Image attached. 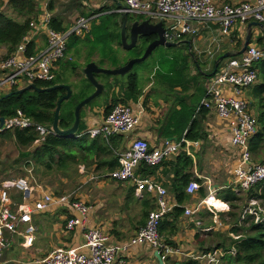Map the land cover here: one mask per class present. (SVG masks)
<instances>
[{"label":"built area","instance_id":"1","mask_svg":"<svg viewBox=\"0 0 264 264\" xmlns=\"http://www.w3.org/2000/svg\"><path fill=\"white\" fill-rule=\"evenodd\" d=\"M53 1L45 0L42 3V13L31 23L30 30L22 42L11 56L6 58L3 56L0 59V91L7 88L11 90L15 87L22 89L35 83L54 82L57 78L59 64L66 58L70 38H84L90 33L97 15L78 16L70 28L63 31L55 30L49 12V5ZM117 3L125 7H119L117 10L119 14L144 15L151 20L163 21L164 37L169 43H180L186 35L199 34L198 25L206 23L218 25L220 33L224 36H229L239 24L257 23L264 31V0L234 3L222 0H117ZM39 35L46 37V47L29 54L30 45ZM262 62H264V49L254 43H251L242 55L230 58L210 84L197 110V114L203 109L213 111L228 124L231 143L240 151L238 162L233 169V182L229 186L238 195L242 192H249L260 184L264 185V163L253 162L249 148L250 140L258 131V123L250 109L249 100L246 98L248 90L259 81L260 71L257 65ZM140 120V113H135L128 105L118 104L104 116L100 125L89 128L83 134H87L91 139L103 138L109 141L115 136L132 134L139 126ZM28 129L37 134L35 145L44 142L52 134L56 135L52 128L35 123L21 110H18L15 116L4 119L3 123L0 122V134ZM200 145V140L192 141L183 136L177 140H164L161 146L154 148L144 138L135 137L124 151L118 153L119 168L109 172L108 178L118 183H131L139 199L147 193L153 195L156 201V207L149 213L146 224L133 238L119 248L122 252H128L136 246L149 245L154 253L159 252L165 264H168L169 259L180 252L164 242L160 233L162 221L174 209L168 200L167 189L152 179L142 178L136 171L143 164L150 168L160 167L165 160L181 152L196 162V152ZM206 181L209 189L208 197H214L215 190L211 189L209 179ZM199 189L198 182L192 180L186 191L188 195H194ZM11 190H18L25 202L22 204L12 202L10 200ZM36 191L41 193V197L37 200L34 199ZM255 203L257 200H250L241 220L246 222L245 219L248 216L255 218L256 223L261 221L258 213L254 212ZM58 206L65 207L72 216L66 223V232L79 229L82 233L83 244L81 248H58L42 264H139L138 262H118V249L107 245L109 238L103 229L89 225L92 208L88 203L77 198L76 192L65 195L44 193L25 178L7 180L2 184L0 262L8 247L6 233L11 236L21 235L24 238V246H32L37 231L33 225L34 216ZM203 206L213 214L217 221L218 211L207 203V199L201 201L195 210L187 208L185 214L187 216L196 214ZM227 210L229 211V206ZM200 224L199 222L198 225ZM211 230L208 228L205 232ZM224 255L222 250H214L192 256L191 259L200 264H221Z\"/></svg>","mask_w":264,"mask_h":264},{"label":"crops","instance_id":"2","mask_svg":"<svg viewBox=\"0 0 264 264\" xmlns=\"http://www.w3.org/2000/svg\"><path fill=\"white\" fill-rule=\"evenodd\" d=\"M74 2L75 0H54L49 5V12L52 16V20L56 21V25L61 27V30L70 28L74 24V21L78 16H87L96 12H100L104 8L114 9V12L118 13L117 10L119 9L117 0H88L89 11L85 13L83 12V10L75 7ZM97 16H99V14H97ZM250 24L251 23L247 25H237L229 36L223 35L220 43L216 42V39L214 37L215 35H213L214 31H217L218 33L220 32L218 25L214 23L200 24L198 25L200 33L194 35L189 34L186 35L187 37L184 36L181 42L178 43V46L187 47L189 49L191 59H193V62L197 66L199 72L204 76L205 71L204 69H202V64L208 65V57H210L211 55H216L218 53H222L221 57L228 53L232 54L231 58L238 56L239 50L242 49H240L239 44L241 43V41L246 39L249 32H251L252 40H254V38L259 35L260 29L262 30V32H264L262 27H260L259 25H254L253 27L249 28ZM259 40L260 38L254 44L264 49V44L259 43ZM33 44L34 50L45 48L46 37L44 35L37 36L34 39ZM228 48L230 49L227 50ZM127 51L129 50H126L124 48L122 49L123 55L120 54L121 59H124V57H126ZM4 55H6V49L3 48L1 50V56ZM79 57L82 58L85 62L83 70L87 66L86 62L88 60L91 59L93 60L92 62L96 64L98 62L94 60V58H91L89 56V51L85 48L79 47V52H76V56L74 57V59H76L74 62H76ZM229 59L230 58L222 60L219 63L218 68L221 66L222 62H227ZM80 63H82V61ZM61 65L62 62L59 64V68L57 71V74L59 75ZM215 67L216 64L213 70H215ZM101 68L116 69L108 63ZM187 71L192 72L188 69V66ZM260 81L261 78L259 79L257 84H259ZM115 82L119 85L115 86L112 89V94L116 95L117 97L119 93L122 94V88L125 87L120 84L119 81L117 82L113 80L108 81L106 84H112ZM66 85H69L72 89V86L70 84L67 83ZM151 88V84L147 85L144 89H141L139 87V90L141 91V96L139 97V99L136 102H128V106H130L135 113H140L141 120L139 126L135 130V134H133L132 136H124L122 140H120V143L118 144L119 153L127 148L135 137L144 138L154 148L161 146L164 140L170 139L166 138L164 133L169 131L168 125L171 121L172 115L175 112L179 111L181 106L186 103H183V101L178 98L175 101L174 110L172 107L171 111H169L172 104H168L166 102H163L162 100L155 102L154 99L150 96ZM191 89L192 87L190 86V83H187V98L194 96L193 89L192 91ZM178 90L180 91V88H178ZM249 91L246 93V98L249 100L251 111L255 116H257L258 110L255 108L254 102L253 106L255 108V111L251 108L252 102L248 95ZM1 92L0 97L8 94L10 90L8 89V91L5 92H3L2 90ZM250 97L252 98L251 95ZM202 100L196 106L191 105L190 101L187 102V106L193 107L195 109V115L191 119L189 125L193 120H199L201 122V129L207 135L204 140H200L201 145L196 152V162L188 157L193 162V167H191V170L188 173L192 175L193 180H200L197 181L200 185L199 191L194 195H189V199H186V201L182 205H179L175 195L177 178L175 177V170H173V165L169 164L176 160V156L165 160L163 164L159 168H157L155 173L149 177V179L160 183L167 189L168 200L170 204L174 206V208L181 207L184 210V214H182L181 216H178L176 218L172 216L168 217V220L172 222L173 225H175L174 232L171 235H169L168 233L161 235L164 242L169 239L175 244L174 247L180 251L178 254H175L169 259L168 264L170 263V261H173V264H181L185 260L191 259L192 256L201 254L196 235L198 234L202 239L205 234H200L199 232L204 233L205 229L208 228L213 229L211 230V232H218L220 228H225L220 220L217 219V221H215L212 213H210V211L204 206L198 212H196V214H193L191 216H187L185 214V210L187 208L195 210L197 205L204 199H207L209 203L216 206L219 205L216 201H219L226 204V207H228L227 203L218 199L217 194L224 190L232 189L229 186L232 185L233 169L236 166L240 155V151L231 143L230 130L226 121L221 120L213 111L203 109L200 113L197 114V110ZM252 100L256 101L253 98ZM105 110L106 108L103 107L99 110L95 109L91 112H88L87 115H85L83 121L87 126V130L91 127H95L101 124L105 116ZM177 139V137L172 138V140ZM29 150L32 151L33 148H30ZM90 168H93L92 172L94 173H92L91 175H87L88 173H85V171H88ZM28 172L29 175L24 178L28 179L33 186L43 191L44 193H51L53 195H56L49 189H45L43 186L36 182L35 175L33 174L32 169ZM109 172L110 171H108L107 168H103L102 170L97 172L95 170V165L89 167L88 169L83 165H80L79 167V173H83L84 176V180L82 181L81 186L87 185L92 180H97L103 185H105V183L107 182L115 185V187H113L115 189L116 186L120 187L118 192H115L114 190L113 194L105 198V202L102 203L101 198L92 202L89 201L88 195L82 196L81 194V198L76 196L77 198L88 203L92 208L89 215V225L99 227L103 229V231L107 234L109 238L107 245L112 248L118 249L117 260L119 263L123 261L124 263L138 262L139 264H159L158 261H154L153 258H155V253L149 245L136 246L131 248L128 252H122V250L119 249L123 243L133 238L140 230L138 226L136 227V229L133 228V225L131 224L133 222L130 218H128V216H126V214L130 213L132 208L135 206H141V210L143 212L144 202L146 201L150 202V210L153 211L156 207L154 196L145 193L141 199L137 198V196L135 195V187L132 186L131 183L127 182L124 184H120L112 179H109ZM136 173L142 177L141 168H138ZM206 179H209L211 189L215 190L216 195L214 197H208L209 189ZM101 184H99L98 187H101ZM201 189H203V191L207 194L206 197H201ZM1 191L2 188L0 190V194ZM13 191L16 192L14 193ZM40 197V191H36L34 199L37 200ZM10 200L14 203L19 204L25 202L22 194L18 190L10 191ZM113 202H116L122 208L119 210H121L122 212H126V214H123L121 216V213H118L112 207L110 210H108L106 205H112ZM224 210L226 209L221 208L220 211H217L218 213H223L222 211ZM225 212L226 211H224V213ZM68 213L70 215V212H68L65 207L58 206L35 215L33 218V225H35L37 231L35 233V241L32 246H24V238L21 235L11 236L9 233H6L8 247L4 252L3 259L0 264H42V262L58 248H81L83 244L81 231L77 229L73 232H66L65 230V223L68 218ZM140 222L141 221H139V223ZM199 222L201 223L200 226L198 225Z\"/></svg>","mask_w":264,"mask_h":264},{"label":"trees","instance_id":"3","mask_svg":"<svg viewBox=\"0 0 264 264\" xmlns=\"http://www.w3.org/2000/svg\"><path fill=\"white\" fill-rule=\"evenodd\" d=\"M0 1H6L4 3L2 2L0 5L1 59L3 57L1 56V50L3 48L6 49V55H4L6 58L11 56L18 45L22 42L23 38L30 30L31 23L40 16L42 12L41 5L45 0ZM222 1L233 3V0ZM6 10L9 11L10 14L7 13ZM97 14H99V16L93 21L89 34H87L84 38H70L68 51L74 48V46L78 47L77 52H79V47L85 48L89 51V56L91 58H93L95 54L98 55L99 60L97 64L100 67H103L108 63L113 68L121 67L129 60L139 58L143 55L147 45L146 40L139 45L142 50H137V47H139L137 46L133 50L127 51L126 57L121 59V52L119 48L123 49L121 44L123 19L120 20V17L123 15L115 13L114 9L104 8L100 12L87 15V17ZM142 19L143 17L141 18L140 16H132L129 21L132 22L133 20ZM52 26L55 30L63 31L61 30V27L56 25L55 20H52ZM263 41L264 39L260 38L259 43L264 44ZM239 46L241 49L242 44L240 43ZM33 52V44H31L28 53L31 54ZM167 58L168 57L166 56L162 57L157 77L178 85L182 84L184 81L183 74L187 71L186 58L182 56H174L173 60H168ZM92 61L93 60L90 59L86 62V64H89ZM143 63L136 64L133 70L127 75L128 83L125 88H122L123 90L120 95V99L113 94L114 96L112 97V102L114 105L106 108L105 115H107L112 108L118 104L128 105L129 101L136 102L139 99L141 91L139 90L137 67ZM257 67L260 71L259 79L261 78V83L254 85L250 89L249 93L252 98L256 100L254 101V106L258 110V115L256 116L258 131L250 140L249 145L251 153L256 156H258L260 151L264 148V62L257 65ZM77 68L78 64L74 62L72 64V69L76 70ZM59 84H67L62 80V77L59 74H57L56 80L52 83H35V85L39 88H50ZM90 85L92 86L91 83ZM118 85V83L115 84V86ZM113 88L114 84L105 85V89L110 92H112ZM18 90V87L12 88L9 92L12 93L11 96L8 98H4L5 95L0 97V117H3L4 119L10 118L15 116L18 110H21L35 123L52 128L58 102L66 94V91L63 89L53 90L50 92H37L35 90H29L23 93L15 94ZM79 103L80 101L77 102L72 96L68 101H65L62 104L59 119V127L62 130H67L73 126L75 122V108ZM194 115L195 109L187 106V104H183L180 110L172 115L171 121L168 125L169 131L164 133L165 137H177L178 139H181L185 136L187 139L192 141L204 140L207 135L201 129V122L199 120H193L189 125ZM86 131L87 126L81 115L79 132L73 137H63L52 134L47 137L44 142L34 145L37 140V134L31 129L1 133L0 136L14 138L20 148L23 149L21 157L25 160L26 166H33L32 170H34L37 175L40 174L42 170L49 173L53 170L66 172L70 169L71 165H83L87 169L95 165V170L97 172L103 168H107L110 172L119 168L118 144L124 136H115L109 141L103 138L91 139L87 134H83ZM30 148H33V150L30 151ZM175 159L176 160L174 162L169 164L173 165V170H175V177L177 178L175 195L179 205H182L186 199H189L186 189L188 184L193 180L192 175L188 173L190 172L191 167H193V162L183 152H181L178 156L176 155ZM140 168L142 178H149L159 167L150 168L143 164ZM255 189L261 190L262 194L256 192ZM247 194L249 200H263L264 185L260 184L253 187ZM200 195L201 197H206L207 194L203 191V189H201ZM217 197L219 200L224 201L230 206L232 212L230 211L229 214L233 215L234 219H236L235 221H237L238 214L234 211L238 208L236 205L239 200L238 194L232 189H227L218 193ZM150 209V202H144L143 218L139 223L140 226H144L146 224L147 217L151 211ZM182 214H184L183 208L175 207L173 211L162 221L160 226L161 235L166 233L171 235L175 230V225L168 220V217L172 216L176 218ZM223 215L224 213H220V216ZM70 218H72V216L68 213L66 223ZM260 220L261 221L258 223L252 220L248 228L239 226V223L233 225L230 233L238 236V239L224 237L221 234L218 235V232L210 231L209 233L211 235L216 237L219 236L224 240V242H216L215 246L212 245L215 243V240L208 242L203 238L201 239L197 234L196 239L199 244L200 252L209 253L214 250H222L225 253L222 261L225 260L226 264H264V216L260 217ZM228 239H230V246L226 247L225 241ZM165 242L173 247L175 246V244L169 239ZM181 264L200 263L192 259H187Z\"/></svg>","mask_w":264,"mask_h":264},{"label":"rangeland","instance_id":"4","mask_svg":"<svg viewBox=\"0 0 264 264\" xmlns=\"http://www.w3.org/2000/svg\"><path fill=\"white\" fill-rule=\"evenodd\" d=\"M221 1V0H220ZM242 1H247V0H233L232 2H242ZM2 2L6 1H0V5ZM75 7H77L80 10H83V12L87 13L89 11V6H88V0H75L74 2ZM7 13L10 14L9 11L6 10ZM153 22L159 21L158 19H152ZM213 35H215V39L217 43H220L221 38H223V35L218 33L217 31H214ZM187 37V36H186ZM259 38L264 39V32L260 29L259 35L254 38L253 43H256V41ZM256 39V40H255ZM246 40V39H245ZM245 40L241 41L242 43V48L244 46ZM78 47L74 46L71 50L67 52L66 58L62 61V65L60 68V75L62 77V80L65 83H68L72 86L73 89V98L78 102H82L84 99L89 97L94 93V87L90 85V83L86 80L84 77L82 70L83 66L85 65V62L82 58L79 57L77 61L75 62L78 64V68L76 70L72 69V64L74 63L76 57V52H77ZM228 48L227 50H229ZM121 54L123 55L122 49L119 48ZM137 50H142L139 47H137ZM83 55V54H82ZM222 53H218L216 55H211L208 57V65H203L202 64V69L205 71V75L203 76L195 63L193 62V59H191L190 56V51L187 47H181V46H176V47H159L157 48L152 55L142 64L137 67V72L139 75V87L141 89H144L147 85L151 84V94L150 96L154 99V101H159L162 100L163 102H166L168 104H172L171 108L169 111H171L172 107L174 110V104L175 101L179 98L180 100L183 101V103H186L190 101L191 105L196 106L197 104L200 103L202 99L205 97V93L207 92L210 84L214 81L216 75L221 72L222 66L225 64V62H222L221 66L218 68V71L213 74V69L214 66L217 62V60L221 57ZM163 56L168 57V60H173L174 56H182L185 57L187 60V66L188 69L192 72L185 71L183 74V83L178 85L176 83L169 82L167 80H162L157 77V72L158 68L160 65V61ZM94 60L98 61V55L95 54L93 56ZM82 61V63H80ZM73 62V63H72ZM187 69V68H186ZM95 78L97 81L103 85H105L108 81L113 80V81H119L120 84H122L124 87H126L128 83V77L126 76H107L104 74H96ZM187 83H190V86L193 89L194 96H191L187 98ZM261 83V82H260ZM259 83V84H260ZM114 84L115 87V83ZM253 87V86H252ZM251 87V88H252ZM180 88V91L178 90ZM250 88V89H251ZM182 89V91H181ZM191 89V91H192ZM249 89V90H250ZM10 90V89H9ZM248 90V91H249ZM8 91V89L3 90V92ZM247 91V90H246ZM1 92V91H0ZM2 93V92H1ZM186 93V94H184ZM250 93V91H249ZM252 102V109L255 111V108L253 106L254 100L250 97ZM121 93L117 96L119 98ZM114 95L112 92L105 90L100 96H98L96 99H94L92 102H90L88 105H86L82 110H81V115L82 119L87 115L88 112H91L93 110H99L100 108H107L109 105L113 106V102L111 97ZM135 134V131L130 134L132 136ZM23 152V149L20 148V146L16 143L14 138L12 137H2L0 136V190H1V184L4 181L11 180V179H18V178H24L29 175V172L31 169H33V166L27 167L25 164V160L21 157V153ZM252 160L255 163H264V148L260 151V154L258 156L254 155L252 153ZM79 167L80 166H75L71 165L70 169L66 172H60L57 170H53L52 172H44L43 170L41 171L40 174H35L33 170V174L35 175V180L38 184L43 186L45 189H49L51 192L55 193L56 195H65V194H71L72 192H77L76 196L81 198L84 195L89 196V201H96L99 198H101V203L105 202V198L113 194V191L118 192L120 189L119 186H116V189L113 188L115 185H112L110 183H105V185L99 183L97 180H92L90 181L87 185H82V181L84 180L83 173H79ZM93 168H90L88 171H85V173H88L87 175H91ZM96 174V173H95ZM99 175V174H97ZM30 178V177H29ZM87 180V179H86ZM99 180V179H98ZM99 184H101V187H98ZM111 191V192H110ZM259 194L261 193V190H256ZM14 193L16 191H13ZM248 192L240 193L239 200L236 203L237 209H235V213L238 214V220L235 221L233 215H230L229 212H232V209L229 206V211L227 210L228 207L224 208L226 210L223 216H220V213H217L218 215V220L222 222V224L225 226L224 229H219L218 230V235L221 234L224 237L232 238V239H237L238 236L230 233L231 228L233 225L238 224L239 226L246 227L250 226L252 220L254 219V222L256 221L255 218H250L246 216L247 220L246 222L241 220V216L244 212V209L246 206L249 204L250 200L248 197ZM107 209L110 210L111 207L117 211L118 213H121V216L123 214H126V212H122L119 209H122L116 202H113L112 205L107 204ZM255 207L254 212H257L260 217L264 216V199L263 200H257V203L253 205ZM128 213V212H127ZM213 215V214H212ZM128 218L131 219L133 223V228L136 229L138 226L139 229L142 228L143 226L139 225V221H141L143 217V212L141 210V206L138 207H133L130 213L126 214ZM232 216V217H231ZM240 217V218H239ZM121 222V221H120ZM123 223V221H122ZM245 229V228H244ZM213 230V229H212ZM200 234H205L203 236V239L205 241L210 242L211 240H215V243L212 244L215 246L216 242H224L223 239H221L219 236H213L209 232H199ZM245 233V232H243ZM216 237V238H214ZM230 239L225 241L226 247L230 246ZM202 252V251H201ZM154 261H157V259L153 258ZM173 261H170L169 264H173ZM221 264H226V261L224 260Z\"/></svg>","mask_w":264,"mask_h":264},{"label":"water","instance_id":"5","mask_svg":"<svg viewBox=\"0 0 264 264\" xmlns=\"http://www.w3.org/2000/svg\"><path fill=\"white\" fill-rule=\"evenodd\" d=\"M118 7L125 8L121 3L118 4ZM129 16L130 14L128 13L123 14V24L121 30V44L123 48L129 51L136 48L138 46L140 38L142 39L151 38L152 40L149 42L144 54L141 57L129 60L128 63L122 67L116 69H109V68H101L94 62L87 64V66L83 70V74L85 75L86 79L92 84L95 91L92 95L84 99L76 106L74 112L75 122L71 128L67 130H62L59 127V119H60L62 104L65 101H68L73 95V91L69 85L59 84L50 88H39L35 84H31L15 92V94L23 93L29 90H35L37 92H45V91L50 92L58 89H63L66 91V94L58 102V106L55 111L54 122L52 124L53 132L56 135L63 137H73L79 132L80 123H81V110L106 90L105 86L99 83L95 78L96 74H104L107 76H126L128 73H130L133 70L136 64H140L146 61L157 48L159 47L170 48L179 45L178 43H169L165 40L164 37L165 28L163 25L164 24L163 21H159L157 23H153V22L151 23L150 20H145L141 22L140 21L130 22ZM254 25H259L260 27H262L260 24L251 23L249 25V28L253 27ZM251 41H252V35L251 32H249L246 37L244 46L241 50H239L238 55H242L247 50L248 46L251 44ZM231 57L232 54L229 53L221 57L216 63V67L213 74L217 72L219 63L222 60ZM11 95L12 93H8L4 96V98H8ZM0 122L1 123L4 122L3 117H0ZM169 140H172V138H170ZM155 258L157 259L159 264H165L159 252H155Z\"/></svg>","mask_w":264,"mask_h":264},{"label":"flooded vegetation","instance_id":"6","mask_svg":"<svg viewBox=\"0 0 264 264\" xmlns=\"http://www.w3.org/2000/svg\"><path fill=\"white\" fill-rule=\"evenodd\" d=\"M132 16H135V17H139V16H140L141 18L143 17L142 20H135V21H140V22H141V21H145V20H150L151 23L153 22L150 18H148V17H146V16H144V15L130 14L129 19H131ZM122 19H123V16L120 17V20H122ZM131 21H132V20H131ZM135 21L133 20L132 22H135ZM153 23H156V22H153ZM163 25H164V24H163ZM164 28H165V26H164ZM144 40H146V42H147V45H146V48H147L149 42H150L152 39H151V38H143V39L140 38V39H139L138 46L141 45L142 42H143ZM145 50H146V49H145ZM144 52H145V51H144ZM143 54H144V53H143ZM94 91H95V90H94ZM108 107H110V106H108ZM108 107H107V108H108Z\"/></svg>","mask_w":264,"mask_h":264},{"label":"bare ground","instance_id":"7","mask_svg":"<svg viewBox=\"0 0 264 264\" xmlns=\"http://www.w3.org/2000/svg\"><path fill=\"white\" fill-rule=\"evenodd\" d=\"M216 202H218V204H219L218 206L209 203V201L207 200V203H208V204H210L211 206H214V207H215L217 210H219V211H220L221 208H226V204L221 203V202H219V201H216Z\"/></svg>","mask_w":264,"mask_h":264}]
</instances>
